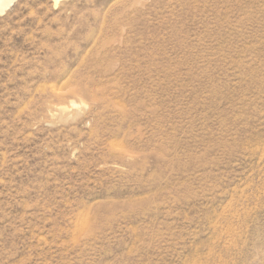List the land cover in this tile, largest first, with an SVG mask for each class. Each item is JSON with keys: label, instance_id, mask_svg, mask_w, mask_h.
Instances as JSON below:
<instances>
[{"label": "rangeland", "instance_id": "rangeland-1", "mask_svg": "<svg viewBox=\"0 0 264 264\" xmlns=\"http://www.w3.org/2000/svg\"><path fill=\"white\" fill-rule=\"evenodd\" d=\"M0 264H264V0L0 11Z\"/></svg>", "mask_w": 264, "mask_h": 264}, {"label": "bare ground", "instance_id": "bare-ground-1", "mask_svg": "<svg viewBox=\"0 0 264 264\" xmlns=\"http://www.w3.org/2000/svg\"><path fill=\"white\" fill-rule=\"evenodd\" d=\"M12 2H14V0H0V11L6 10Z\"/></svg>", "mask_w": 264, "mask_h": 264}]
</instances>
